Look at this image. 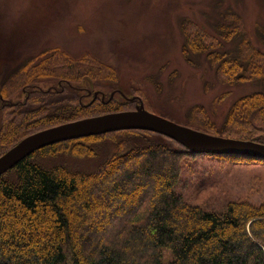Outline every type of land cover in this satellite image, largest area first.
<instances>
[{"label":"trees","instance_id":"trees-1","mask_svg":"<svg viewBox=\"0 0 264 264\" xmlns=\"http://www.w3.org/2000/svg\"><path fill=\"white\" fill-rule=\"evenodd\" d=\"M195 27L197 39L187 37L183 47L188 62L194 64L192 55L205 56L229 88L264 83V51L252 43L239 17L218 26L220 38ZM259 28L264 44V19ZM235 41V55L222 51ZM49 55L51 50L20 64L16 75L21 84L51 82L48 78L59 74L62 79L55 80L62 82L61 88L76 81L92 89L87 79L96 86L117 79L88 54L73 60L59 52L67 68L63 62L42 60ZM67 91H33L15 111L18 120L8 124L5 134L1 130L0 156L28 135L83 118V110L97 104H71ZM109 104H102L104 110L97 115L121 111ZM192 128L264 143V90L235 101L220 128L207 122ZM133 134L148 137L147 144L125 150L122 141L119 151L92 172L48 169L37 161L44 153L57 154L60 147L81 158L95 156L90 145ZM151 136L156 134L126 131L53 145L2 176L0 264H264V203L231 202L224 214L189 204L175 188L183 160L195 155L171 140L163 143Z\"/></svg>","mask_w":264,"mask_h":264},{"label":"rangeland","instance_id":"rangeland-1","mask_svg":"<svg viewBox=\"0 0 264 264\" xmlns=\"http://www.w3.org/2000/svg\"><path fill=\"white\" fill-rule=\"evenodd\" d=\"M227 15L233 16L225 19ZM238 17L252 43L264 51L259 32L264 0H0V85L5 86L6 97L21 100L25 86L16 74L27 58L51 50V57L42 60L55 64L63 62L59 52L73 60L88 54L115 73L117 79L104 80L99 86L87 79L94 85L92 89L79 87L73 81L75 89L66 93L72 97L71 104L80 102L83 90L107 94L121 90L128 97H141L148 111L179 125L198 127L207 122L220 128L234 102L263 91L264 83L229 88L205 56L192 55L194 64L190 63L183 47L187 37L197 39L199 29L195 26L220 38L218 26L233 24ZM237 44L228 43L222 51L235 55ZM63 63L67 68L68 64ZM57 77L61 78L55 74L48 78L53 81L35 84L44 88ZM90 100L83 99V103ZM124 102L119 95L109 102L112 104L101 103L99 98L96 105L83 110L82 116L97 115L104 110L102 104L121 111L136 109L135 104ZM16 110L0 112L2 134L10 122L18 120ZM151 137L169 142L159 135ZM147 139L137 134L115 135L90 145L95 156L81 158L60 147L57 154L44 153L37 161L48 169L63 166L92 172L119 151L122 141L127 145L125 150H129L145 146ZM187 157L182 162L181 181L175 192L189 204L224 214L231 202L264 203V162L241 157ZM135 205L130 206L123 220L128 219Z\"/></svg>","mask_w":264,"mask_h":264},{"label":"water","instance_id":"water-1","mask_svg":"<svg viewBox=\"0 0 264 264\" xmlns=\"http://www.w3.org/2000/svg\"><path fill=\"white\" fill-rule=\"evenodd\" d=\"M115 93L111 95V99ZM98 93L94 94V99ZM105 98V97H103ZM137 97H127L129 102ZM132 111L88 117L54 126L25 137L0 156V178L21 161L44 148L83 138L123 131H144L161 135L197 155L239 156L264 161V143L212 135L148 111L140 98Z\"/></svg>","mask_w":264,"mask_h":264},{"label":"flooded vegetation","instance_id":"flooded-vegetation-1","mask_svg":"<svg viewBox=\"0 0 264 264\" xmlns=\"http://www.w3.org/2000/svg\"><path fill=\"white\" fill-rule=\"evenodd\" d=\"M68 85H69L68 83L67 84L63 83V88H61L62 82L60 80H58V81L54 80L53 83H51L50 85H48L47 87H44V88L38 87L37 84L29 85L28 87H24V89L22 91V99L21 100H19V99L15 100V99H13V97L5 98L4 97V96H6L5 86L4 85H0V111L7 110V111L12 112L15 109L19 108L24 102L27 101L28 97L31 95V93L33 91H38V92H41L42 94H45V93L61 94V93L67 91L65 89V86L68 87ZM68 88L71 89L70 87H68ZM47 91H49V92H47ZM115 91H118L119 93H117V94H119L122 98L125 96L124 93L121 90H115ZM96 92L98 93V98L96 99L95 102H94V99H92L87 104L83 103V99H88L90 96L94 95ZM108 96H109V94L104 93V92H102L100 90H97V91H94V92L93 91H84L83 90V96H82V98L80 100V104L82 106H84V105H89V104L94 102L93 103V105H94V104L98 103V99L99 98H101V101L105 102V100H106V98ZM115 96L112 99L108 100V102H110V101L114 102ZM103 97H105V98H103ZM136 102H140V100L138 99L134 103H136Z\"/></svg>","mask_w":264,"mask_h":264}]
</instances>
